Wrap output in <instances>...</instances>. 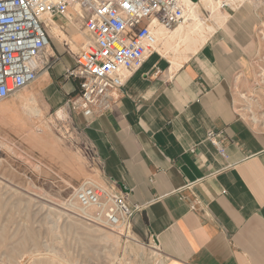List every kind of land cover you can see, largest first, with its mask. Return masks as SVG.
<instances>
[{"label":"crops","instance_id":"obj_1","mask_svg":"<svg viewBox=\"0 0 264 264\" xmlns=\"http://www.w3.org/2000/svg\"><path fill=\"white\" fill-rule=\"evenodd\" d=\"M262 7L227 8L224 23L175 65L180 53L170 59L156 50L116 102L91 117L67 108L79 83L65 74L87 45L85 29L73 46L48 50L53 65L27 88L47 113L69 112L74 136L93 154V178L137 208L133 236L154 245L163 264H264V128L239 108V91L255 82L264 57Z\"/></svg>","mask_w":264,"mask_h":264},{"label":"rangeland","instance_id":"obj_2","mask_svg":"<svg viewBox=\"0 0 264 264\" xmlns=\"http://www.w3.org/2000/svg\"><path fill=\"white\" fill-rule=\"evenodd\" d=\"M193 2L203 21L216 28V18L210 9L201 0ZM249 2L260 4L264 10V1ZM227 10L222 7L218 12L224 16ZM51 19L71 28L61 29L60 38L51 37L49 51L73 46V34L84 29L81 21L57 16ZM261 46L264 51V33ZM184 48L182 44L174 52L181 55L175 54L173 60L188 57ZM165 54L170 59L173 56L171 51ZM256 65L255 82L247 91H239L244 95L239 108L246 118L264 128V57ZM27 91L0 102V107H15L22 119L16 123L0 114V264H163L154 245L148 247L136 241L131 226L123 227L121 235L116 233V239L108 240L106 237L112 230L70 217L58 207L73 202L75 190L84 181L98 183L92 176L98 171L93 154L89 158L81 138L74 136L67 119L69 112L63 109L64 116L60 117L59 111L47 113L36 104L43 109L41 117L30 118L16 100Z\"/></svg>","mask_w":264,"mask_h":264},{"label":"built area","instance_id":"obj_3","mask_svg":"<svg viewBox=\"0 0 264 264\" xmlns=\"http://www.w3.org/2000/svg\"><path fill=\"white\" fill-rule=\"evenodd\" d=\"M188 10L186 0H0V101L33 85L53 65L48 20L78 18L89 40L65 74L79 83L67 108L86 117L102 113L116 102L127 76L156 51L157 29L184 23ZM208 140L225 155L218 134L210 132ZM73 203L80 218L109 230L130 226L137 209L91 180L75 190Z\"/></svg>","mask_w":264,"mask_h":264},{"label":"bare ground","instance_id":"obj_4","mask_svg":"<svg viewBox=\"0 0 264 264\" xmlns=\"http://www.w3.org/2000/svg\"><path fill=\"white\" fill-rule=\"evenodd\" d=\"M240 1H242V0H224V2H226V4L232 8H235L240 3ZM186 2L188 3L189 10L187 13V19L184 23L180 24L179 26H177L171 30H166V29L161 28V27H159L157 29L156 37L158 40V45L156 47V50H158L160 52H162V51H164V52H168V51L176 52V50L183 44L185 47L184 48L185 52L195 53L207 41L208 37L215 30L214 26L208 25L205 21H203L201 16L196 12V4L193 2V0H186ZM201 2L208 9H210L212 14L215 15V18H216L215 19V25L216 24L221 25L224 23L227 15L223 16L218 12L219 9L223 7V3L220 0H201ZM258 2H260V1H258ZM48 26L50 27V30L52 31V33L57 38L58 37L60 38V36L62 35V32L58 28V25L56 24V22L52 19H49L48 20ZM187 58L188 57H186L185 59L187 60ZM177 62L178 61L173 60L174 65ZM262 76L264 77V74H262ZM263 81H264V79H263ZM16 100H19V102L22 103L24 111L27 113L28 117L29 116H30V118H32V117L40 118L41 117L40 115H41L42 111L36 107L37 101L34 98V96H32L31 94H20L17 96ZM0 102H2V101H0ZM17 113H18V111L15 109V107H9L6 105H4L3 107H0V114L9 116L8 120H14V121H16V123L18 121L22 120L19 118L20 115H18ZM59 115H60V117L64 116V110L63 109L61 111H59ZM254 119L257 120L256 118H254ZM21 126H23V125H21ZM45 130H47V129H45ZM58 207L63 209V211L65 212L64 214H66L70 217L76 218V219H80L79 214H78V212H79L78 208L73 202H71V203L69 202V204H63V206H58ZM80 220H82V218ZM112 231H113V233H109L107 235L106 239L114 240L118 237V235L122 234V228L121 227L117 228L115 230H112ZM114 232H115V234H114ZM116 233L118 235H116ZM23 246L24 245L22 244V247ZM46 264H49V262H47Z\"/></svg>","mask_w":264,"mask_h":264}]
</instances>
